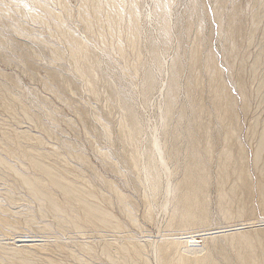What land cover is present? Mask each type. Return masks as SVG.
<instances>
[{"label":"rangeland","instance_id":"374dc122","mask_svg":"<svg viewBox=\"0 0 264 264\" xmlns=\"http://www.w3.org/2000/svg\"><path fill=\"white\" fill-rule=\"evenodd\" d=\"M119 1L124 3L121 36L115 32L110 35L105 25L88 29L83 19L82 0H0V249H4L0 250V264H15L7 252L13 247V241L20 237L44 246L31 251L35 264H108L99 253V246L105 242L117 249L119 245H128V241L142 244L147 240L150 243L168 235H197L203 230L214 232L243 224H258L264 228L259 205V174L253 166L256 147L253 131L261 129L259 124L255 126L254 123L264 119V0H221L220 21L214 11L217 0H202L203 32L195 35V25L183 31L179 48V39H176L179 31L175 26L177 20L183 21L188 14L190 2L175 0L168 17L172 37L167 48L159 51L163 68L153 70L154 88L147 97L141 95L144 73L138 60L143 59L146 64L150 61L147 39L158 33V19L150 14L152 0H137L135 9L140 21L139 37L138 47L133 49L127 45L124 33L125 21L132 6L128 0ZM32 12L39 18L33 17ZM231 22L235 29V51L229 55L231 43H228L226 31ZM56 26L63 27V31L66 30L64 32L73 36L79 44L80 51L76 57L71 55L72 46L64 39L63 31ZM121 44L125 52L123 56L116 49ZM196 44L201 45L202 63L205 54H212L220 69L221 80L233 97L228 115L236 121V135L243 150L249 182L247 188L238 192L237 199L243 200L251 211L250 215L247 213L229 221L219 218L212 180L208 198L209 224L171 232L165 226L166 214L158 208L160 198L152 204V218L144 216L146 203L143 198L149 196V192L144 178L139 176H143L141 169L147 159L138 157L135 170L130 159L137 150L142 152L148 147L154 129L160 131L155 133L158 137L163 136L159 129V106L164 96L168 69L179 56L181 81L191 80L192 73L184 64V53ZM80 47H84L86 52L83 49L81 52ZM257 59L258 65L253 71ZM197 74H201L202 88L206 90L204 70L201 68ZM238 80L243 85L245 96L237 87ZM177 93L184 101L186 91L181 89ZM195 93L192 97L198 96L199 89ZM205 100L210 101L206 94L204 103L211 106ZM127 110L141 122V130L133 142L124 138L127 130L122 128L123 123L125 127L130 125L125 117ZM212 135L213 144L217 145V136L215 133ZM184 146V143L179 145L182 152ZM25 148L34 149L68 180L94 193L91 201L106 209L125 225V229L121 227V231L109 232L85 226L84 231H77L65 224L66 219L64 223L56 221V215L47 204L32 196L22 185L21 177H40L24 157ZM50 190L63 204V194L53 188ZM119 195L124 196L129 203L128 208L133 210L132 220L128 219L120 205ZM72 209L76 210L73 206L66 211L72 214ZM146 242L144 245L147 248ZM82 243L96 250L93 253L83 252L80 250ZM145 251L148 263L156 264L152 251Z\"/></svg>","mask_w":264,"mask_h":264},{"label":"bare ground","instance_id":"6f19581e","mask_svg":"<svg viewBox=\"0 0 264 264\" xmlns=\"http://www.w3.org/2000/svg\"><path fill=\"white\" fill-rule=\"evenodd\" d=\"M82 1L84 5L83 19L88 29L95 25H101V27L105 25L107 27V29L105 28L106 32H109L110 35L115 32L118 36H121L120 25L122 23L124 6L122 1ZM128 1L132 9L128 15L126 14L127 21L125 23H127V26L124 29V33L126 34L127 45L134 49L136 46L138 47L140 21L135 9L137 0ZM174 1L152 0L150 14L157 17L159 29L155 36L151 35L147 39V48L150 53L149 63H143V59L138 60L139 67L144 73V82L141 88V95L143 96H146L154 88L155 76L153 70L160 71L163 68L159 51L167 48L172 37L173 32L171 33L168 17ZM189 2L188 14L186 12L187 15H185L183 21L177 20L175 26V29L179 31V37L176 38L179 39V41L177 40L178 42L176 41L178 48L182 44L181 34H183V31H188L195 25V35L198 36L203 32L202 0H189ZM220 3L221 0H217L214 7L218 21L221 20L219 16ZM32 15L33 17L36 16L34 12H32ZM56 28L63 31V27L59 28V26H56ZM64 31V39L72 46L70 53L73 57H76L79 53L78 51H80L78 50L79 44L73 36ZM226 33L229 39L228 43H231L230 51L227 52L231 55L235 51L233 45L235 29L232 22L229 23ZM196 43H199V41ZM200 46L196 44L184 53L186 58L184 64L189 68L190 73H192L191 80L186 82L181 81V61L179 56V59L176 57L177 59L175 58L171 62L163 93L164 96L159 106V129L162 131L163 136L158 137V134L156 135L155 133L160 131L158 128L154 129L153 134L148 140V147L142 150V152L137 150L130 159L133 169L136 166L138 157L144 156L147 159L146 165L141 169L143 176H139L144 178L143 180L149 192V196L145 195L143 198L146 203L144 216L147 219L152 218V204L156 199L160 198L158 208L166 214L165 226L171 232L174 230H185L197 225L204 227L209 224L208 215L210 206L208 198L213 183L212 180L215 184L216 209L219 218L229 221L233 218H240L251 211L246 208L243 200L237 199L238 192L245 189V187L247 188L249 182H247V174L244 168L245 158L243 150L236 135V121L228 115L233 103V97L221 80L220 69L217 67L210 52L203 56L202 63ZM80 48L81 52H83L84 47ZM116 49L121 56L125 54L122 44L118 45ZM84 51L86 52V50ZM135 53H138V51ZM137 57L139 58V55ZM258 61L257 59L253 64V71L258 65ZM200 67L207 76L206 90L202 88L203 78L201 74H197V71L201 69ZM236 84L241 94L245 96L242 83L238 80ZM181 89L186 91L184 101L181 100V96L177 93ZM198 89V96L194 97L193 95L192 97V93H195ZM205 94L208 96V100H210L205 101L211 103L209 107L204 103ZM122 102L123 106H125L126 100L124 99ZM125 117H127L130 125L128 128L123 125L124 123L122 124V128H126L127 130L124 138L128 139L129 142H133L141 130V122L129 110H127ZM258 124L261 126V129L258 132L253 131V136L256 138L253 166L259 174V205L264 217V119L254 123L255 126ZM105 129L108 130V128ZM213 133L217 136V145L213 144ZM181 143L185 144L183 152L179 147ZM36 153L31 148L23 151L24 157L31 162L32 166L40 174V177H21V182L32 196L37 199L40 198V201L47 204L49 210L56 215V218L54 217L56 221L64 223L67 220L65 224L68 223V225L77 231L81 229L84 231L85 226L109 232L121 227L125 229V225L123 226L122 223L118 222L106 209L91 201L95 197L94 193L85 188L83 189L81 185L76 184L70 179L68 180L54 165L47 163L43 156ZM258 164H260L259 167ZM136 172L138 173V171ZM50 188L63 194L65 199L63 204L57 201L55 193ZM123 197L122 195L118 196L119 203L125 209L124 212H126L125 214L128 219L131 218L130 220H132L133 216H131V212L133 210L130 211L128 208L129 203L127 204ZM73 206L76 208L74 211L72 209V212L75 214H70L69 211ZM247 215H250V213ZM243 225L219 229L214 232L203 230L197 235H192V233H183L178 236L168 235L162 238L159 237L160 240L156 242L148 241L150 243H147V240H145L149 248H146L145 242L141 244L140 242L130 243L128 241V245H119L116 249L111 244L105 242L99 246V253L106 258L108 264H149L145 249L152 251L156 264H264V228L258 224ZM128 236L130 237V235ZM41 247L44 246L37 244L32 239L20 237L13 241V247L7 252L11 258L7 254H4L15 264H35L32 250L41 249ZM80 250L93 253L96 249L92 246L85 247L84 243H82Z\"/></svg>","mask_w":264,"mask_h":264}]
</instances>
